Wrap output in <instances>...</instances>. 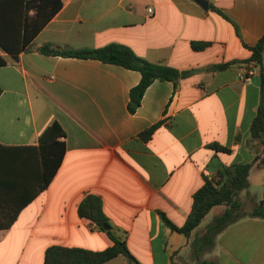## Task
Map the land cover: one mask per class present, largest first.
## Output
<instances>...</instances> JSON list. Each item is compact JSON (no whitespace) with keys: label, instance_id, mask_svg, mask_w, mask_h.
<instances>
[{"label":"crops","instance_id":"1","mask_svg":"<svg viewBox=\"0 0 264 264\" xmlns=\"http://www.w3.org/2000/svg\"><path fill=\"white\" fill-rule=\"evenodd\" d=\"M25 1L0 0V41L10 49L0 45V264H42L50 245L109 246L105 232L77 215L85 192L99 195L107 230L124 240L140 264H195L191 236L169 230L158 211L181 225L201 174L251 162L259 153L248 130L259 96L255 66L248 63L246 77L248 64L209 67L248 58L247 46L264 32V0H206V8L194 0H61L23 45ZM191 41L209 44L193 50ZM112 42L188 73L175 84L152 80L129 112L128 91L140 77L136 70L35 50L43 43L77 50ZM157 121L150 137L140 140L138 133ZM52 123L63 132L57 137L64 143L59 164L48 184L10 218L33 188L24 189L14 176L22 169L15 152L26 153L35 166L38 138ZM252 173L264 205V166L251 164L247 187ZM238 199L244 210L256 203L248 191ZM202 258L264 264V217L228 224ZM125 260L119 254L102 264Z\"/></svg>","mask_w":264,"mask_h":264},{"label":"trees","instance_id":"2","mask_svg":"<svg viewBox=\"0 0 264 264\" xmlns=\"http://www.w3.org/2000/svg\"><path fill=\"white\" fill-rule=\"evenodd\" d=\"M60 5L61 0L25 1L22 21L23 45L31 40L33 35L58 10ZM28 10H31L32 14L26 16ZM263 43L264 32L253 45L247 46L250 50L248 58L217 63L209 67L210 69H221L233 64L246 65L248 63H252L255 66L258 74L259 96L248 130L250 139L255 140L260 146L259 153L254 155L251 162L221 165L211 176L201 174L202 184L192 193L189 212L181 225H175L162 212L158 211L160 219L169 230L181 233L186 238L191 236L188 245L190 257L195 261V264H214L210 260L203 259L202 255L212 249L215 236L228 224L243 216L264 217V205L261 203H254L249 212L242 213L240 211L241 203L237 197L238 192L247 187L246 177L251 164L255 163L257 166H264ZM208 44V41H191L190 47L193 50H201ZM0 45L4 51L9 52L10 49L1 43V41ZM35 50L45 55L93 58L104 63L116 64L127 69L136 70L140 77L138 82L128 91L127 109L129 112L134 111L144 89L152 80H168L175 84V81L179 77L188 73V71H179L165 64L149 62L143 57L136 55L128 46L114 42L100 47L77 50L60 49L51 43H43L37 46ZM3 63L4 61L0 57V65ZM249 70L250 65L248 64L245 66L242 76L246 77ZM131 103H134V105ZM160 123L161 121H157L140 131L138 133L140 140H147ZM58 136H63V132L58 129L56 123H52L40 134L35 166L28 161L26 153L15 152V156L20 161L22 169L17 174H14V176L20 178L18 180L21 182L19 184L21 187L24 189H28L26 187H33V190H27V198L13 207L10 218L15 216L20 204H23L37 191L42 190L50 181L64 151V143L62 140L57 139ZM210 147L218 151H229L227 147L216 143L210 144ZM1 155L2 151H0V157H2ZM27 163L29 164L27 165ZM218 205H222L223 209L219 213L213 214L211 219L201 229L198 228L193 231L204 215L211 208ZM76 212L79 217L89 220L94 224V227L105 232L111 244L102 250L50 245L43 252L42 264H102L119 254L125 257L127 264H140L130 253L123 239L114 236L110 230L103 229V225H107V220L101 208L99 195L89 192L83 193V196L77 203Z\"/></svg>","mask_w":264,"mask_h":264},{"label":"rangeland","instance_id":"3","mask_svg":"<svg viewBox=\"0 0 264 264\" xmlns=\"http://www.w3.org/2000/svg\"><path fill=\"white\" fill-rule=\"evenodd\" d=\"M250 181H251V184L248 187H246L245 189L240 190L238 192V194L239 195L240 194H245L246 191H248L250 193L251 197L256 201V204H260L261 203V193H262V189L258 185H255V182L253 181V173L250 174ZM237 197H238V195H237ZM253 205H251L248 209H245V210L241 206L240 211L242 213H247V212L250 211V209L252 208ZM215 209H217V211ZM215 209L213 208V209L209 210L204 215V217L200 221V225L201 226H203L204 224H206L211 219V217H212V215L214 214L215 211L217 213H219L223 209V206L222 205H218ZM200 229H201V227H200ZM125 264H127L126 263V260H125Z\"/></svg>","mask_w":264,"mask_h":264},{"label":"water","instance_id":"4","mask_svg":"<svg viewBox=\"0 0 264 264\" xmlns=\"http://www.w3.org/2000/svg\"><path fill=\"white\" fill-rule=\"evenodd\" d=\"M195 2H197L201 7L206 8L207 7V1L206 0H194ZM134 105V103H131ZM109 228L108 225L104 224L103 225V229L107 230Z\"/></svg>","mask_w":264,"mask_h":264},{"label":"built area","instance_id":"5","mask_svg":"<svg viewBox=\"0 0 264 264\" xmlns=\"http://www.w3.org/2000/svg\"><path fill=\"white\" fill-rule=\"evenodd\" d=\"M150 11H151V9H150V8H147V9H146V12H148V13H149Z\"/></svg>","mask_w":264,"mask_h":264}]
</instances>
